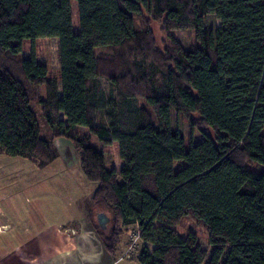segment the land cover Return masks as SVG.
Masks as SVG:
<instances>
[{"label":"trees","instance_id":"trees-1","mask_svg":"<svg viewBox=\"0 0 264 264\" xmlns=\"http://www.w3.org/2000/svg\"><path fill=\"white\" fill-rule=\"evenodd\" d=\"M188 28L193 49L171 35ZM37 39L41 62L22 55ZM174 116L203 137L187 145ZM59 137L94 183L86 220L108 213L112 261L137 226L140 264H264V0H0V153L43 168Z\"/></svg>","mask_w":264,"mask_h":264},{"label":"rangeland","instance_id":"rangeland-1","mask_svg":"<svg viewBox=\"0 0 264 264\" xmlns=\"http://www.w3.org/2000/svg\"><path fill=\"white\" fill-rule=\"evenodd\" d=\"M207 23L214 26L219 25L220 22L213 16H207ZM136 25L149 27L158 49H163L167 44L168 35L162 28L161 20H154L146 11H143L142 16L136 20ZM171 35L178 39L185 48L193 49L198 46L192 28L174 30ZM42 46L41 39L34 42L25 40L22 55L29 57L34 52L37 61L41 62ZM50 47L52 63L58 66V40L56 38L50 40ZM100 81L106 93L110 94L112 86L109 81L103 77ZM33 107L39 117L43 136H50V131L40 116L39 108L36 105ZM60 115L64 118L62 114ZM173 122L174 127L184 135L187 145L189 141H198L203 137L202 133L196 127L191 126L190 122L179 119L177 116H174ZM53 140L59 156L43 168L26 158L10 157L0 153V259L8 253H16L20 250L21 246L16 243L23 241V238L25 240L37 237L38 234L42 235V231L46 229L49 234L56 232L53 235L55 237L69 239V246L65 249L74 250L72 251L73 263L71 262L72 257L65 258L60 254V257H63L61 259L67 264H105L104 259L100 257L103 248L98 235V221L95 220V215L92 221L86 220L83 212L84 202L89 198L94 183L86 181L80 172L78 154L71 141L60 137ZM105 149L116 151L113 145ZM121 165L122 162L116 157L115 152V160L110 167L119 169ZM97 212L108 215L102 210H97ZM191 223L190 220L185 219L183 226L190 227ZM109 226L110 223L107 222L103 230L107 231ZM137 235V226L126 230L122 236L121 252L113 264H139L133 262L135 261L133 257L137 258L142 248V242ZM12 238L14 239L11 240ZM199 241L207 250L208 258L210 248L206 239L200 237ZM128 247L131 250H128ZM27 248L31 255L38 253L37 246L25 247ZM51 253L54 256V253L58 255L59 252L53 253L52 250ZM121 258L124 259L120 260ZM128 258H133V261L125 260ZM62 263L60 260L53 261V264ZM31 264L34 263L31 262Z\"/></svg>","mask_w":264,"mask_h":264},{"label":"crops","instance_id":"crops-1","mask_svg":"<svg viewBox=\"0 0 264 264\" xmlns=\"http://www.w3.org/2000/svg\"><path fill=\"white\" fill-rule=\"evenodd\" d=\"M42 235H37V237L34 238H24L22 239L20 243H16V245L21 246L20 250H17L16 253H8L4 256L3 259H0V264H31L33 262L34 264H53L54 260H60L62 264H67V262L60 257V254L67 257H72V263H73V249H65L69 246V239L68 238H61V237H55L53 236L56 232L50 233L44 229L42 231ZM12 238L11 240H13ZM32 240V241H31ZM72 244V243H71ZM76 244L73 242V246ZM27 246H37V254H30L29 249H25ZM53 247V248H52ZM102 249V248H101ZM52 250L54 252H59L58 255L54 253V256L52 255ZM66 254V256H65ZM101 258L104 259L105 264H113L114 261L111 260L109 255H107L104 250L103 253L100 255ZM57 258V259H56ZM133 258L135 261H133ZM125 259L127 261H133L138 262L136 257H133ZM124 258H121L120 260H123ZM30 262V263H29ZM139 263V262H138ZM140 264V263H139Z\"/></svg>","mask_w":264,"mask_h":264},{"label":"water","instance_id":"water-1","mask_svg":"<svg viewBox=\"0 0 264 264\" xmlns=\"http://www.w3.org/2000/svg\"><path fill=\"white\" fill-rule=\"evenodd\" d=\"M97 221L99 225L104 228L106 226V223L108 222V217L102 212L97 213Z\"/></svg>","mask_w":264,"mask_h":264},{"label":"built area","instance_id":"built-area-1","mask_svg":"<svg viewBox=\"0 0 264 264\" xmlns=\"http://www.w3.org/2000/svg\"><path fill=\"white\" fill-rule=\"evenodd\" d=\"M138 235H139V233H138ZM138 235H137V237H138Z\"/></svg>","mask_w":264,"mask_h":264}]
</instances>
